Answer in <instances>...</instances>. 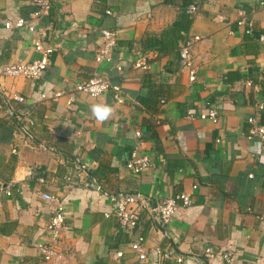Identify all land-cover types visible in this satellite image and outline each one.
<instances>
[{
  "label": "crops",
  "instance_id": "obj_1",
  "mask_svg": "<svg viewBox=\"0 0 264 264\" xmlns=\"http://www.w3.org/2000/svg\"><path fill=\"white\" fill-rule=\"evenodd\" d=\"M260 1L50 0L30 32L5 24L31 19L32 1L0 0V264H55L43 261L37 242L62 252L60 264H264V144L250 137L248 121L264 125ZM242 12L252 34L237 25ZM103 30L118 39L111 61L98 62ZM40 34L53 48L43 76L3 75L7 65L40 57ZM193 38L190 82L180 47ZM144 57L151 68H134ZM96 74L121 88L123 102L109 90L77 94L68 105L73 86ZM56 91L67 94L54 101ZM93 106L111 112L101 121ZM212 107L217 123L200 118ZM135 149L153 162L140 174L127 168ZM182 192L194 202L167 226L144 210L128 232L114 214L121 194L140 193L155 206ZM43 194L64 206L56 239L47 230L55 205ZM138 237L148 250L173 249L182 262L156 254L139 260L131 248Z\"/></svg>",
  "mask_w": 264,
  "mask_h": 264
},
{
  "label": "built area",
  "instance_id": "obj_2",
  "mask_svg": "<svg viewBox=\"0 0 264 264\" xmlns=\"http://www.w3.org/2000/svg\"><path fill=\"white\" fill-rule=\"evenodd\" d=\"M32 4L36 6L37 10L31 16V19L18 18L15 21L7 22L5 24L6 28H27L30 32H36V21L44 15L50 8V0H31ZM199 1V0H197ZM259 7L264 9V0L259 2ZM198 5L191 4L188 7V13L190 15H195L198 12ZM110 14V12H108ZM237 25L246 30V33H253V21L249 19L247 15L242 12L240 18L237 21ZM102 36L104 38V44L99 49L96 54V61H111V54L116 47L118 32L103 30ZM44 34H40L39 38L34 41V49L40 54V57L32 62L26 64H10L5 66L2 70L3 75L7 76H23L30 80H39L47 68L50 66V58L53 52V48L44 47L42 43V38ZM197 38H193L186 43L182 44L180 47V67L181 71L185 72L188 76L190 82L196 81V70L192 59V47ZM261 42H264V34L259 37ZM134 68L141 70H149L151 64L146 57L141 58L136 61ZM119 71L122 70L120 65L117 66ZM109 90H112L115 94V100L117 103L123 102L122 90L119 86L113 85L110 77L107 74H96L89 80L76 83L71 92L67 94L65 91H56L52 95L54 101L59 100L62 96L68 95V105L75 100L77 94H85L91 97H100L104 95ZM47 96L43 94L41 99H46ZM14 100L18 102H23L24 98L21 96H14ZM262 108V106H259ZM10 113H14L13 109ZM201 119H209L214 123L218 122L219 112L216 107L209 108L207 113L200 116ZM252 124L249 135L250 137H257L264 144V125L258 123L257 119L252 117L249 120ZM24 131H28L29 127L24 126ZM136 138H141V132H136ZM153 166L152 160L146 155H140L138 149H135L129 160L127 161V168L136 173L140 174L147 168ZM70 180V178L68 179ZM10 195L9 192H7ZM42 198L55 205L53 209V214L48 225V232L51 236L56 239L60 231L65 227V210L62 201L55 196L49 194H43ZM115 202V212L119 223L128 232H132L139 224L140 216L142 211L147 210L151 215L152 219L158 226H167L172 219L177 215V213L182 208H188L193 204V198L189 193L182 192L175 197H170L162 200L155 206L149 204V200L145 198L140 193H130L121 194L116 198H113ZM106 213V216H109ZM35 247L38 249L44 262L55 261V264H60L64 260V254L56 250L54 246H50L45 243L37 242ZM131 248L135 252L139 260L144 261L152 258L154 254L158 255L160 258H174L179 262H182L183 258L180 255H176L173 249L162 250L160 248H155L153 250H148L143 242V238L138 237L131 243ZM118 258L123 256L122 252L116 253ZM206 257H212V250L207 248L205 250ZM225 259H229V255L223 256Z\"/></svg>",
  "mask_w": 264,
  "mask_h": 264
},
{
  "label": "clouds",
  "instance_id": "obj_3",
  "mask_svg": "<svg viewBox=\"0 0 264 264\" xmlns=\"http://www.w3.org/2000/svg\"><path fill=\"white\" fill-rule=\"evenodd\" d=\"M91 110L95 117L101 121L105 120L111 112V108L108 106H93Z\"/></svg>",
  "mask_w": 264,
  "mask_h": 264
}]
</instances>
